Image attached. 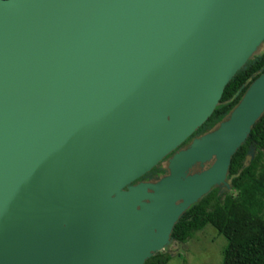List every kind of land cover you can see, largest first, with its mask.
Returning <instances> with one entry per match:
<instances>
[{
	"label": "water",
	"instance_id": "obj_1",
	"mask_svg": "<svg viewBox=\"0 0 264 264\" xmlns=\"http://www.w3.org/2000/svg\"><path fill=\"white\" fill-rule=\"evenodd\" d=\"M263 44L264 0H0V264L162 252L225 185L264 114V72L167 176L132 184L209 120Z\"/></svg>",
	"mask_w": 264,
	"mask_h": 264
},
{
	"label": "trees",
	"instance_id": "obj_2",
	"mask_svg": "<svg viewBox=\"0 0 264 264\" xmlns=\"http://www.w3.org/2000/svg\"><path fill=\"white\" fill-rule=\"evenodd\" d=\"M263 72L264 52L254 55L237 73L213 115L193 136L212 130L228 117ZM251 148L254 158L250 161ZM229 172L235 194L225 199H219L216 191L205 196L179 220L171 238L186 243L196 232L211 225L229 242L223 264H264V114L233 156ZM171 258L172 255L162 251L145 264H168Z\"/></svg>",
	"mask_w": 264,
	"mask_h": 264
},
{
	"label": "rangeland",
	"instance_id": "obj_3",
	"mask_svg": "<svg viewBox=\"0 0 264 264\" xmlns=\"http://www.w3.org/2000/svg\"><path fill=\"white\" fill-rule=\"evenodd\" d=\"M264 52V44L259 53ZM228 240L211 225L198 231L186 243L173 242L164 249L172 255L168 264H223Z\"/></svg>",
	"mask_w": 264,
	"mask_h": 264
},
{
	"label": "flooded vegetation",
	"instance_id": "obj_4",
	"mask_svg": "<svg viewBox=\"0 0 264 264\" xmlns=\"http://www.w3.org/2000/svg\"><path fill=\"white\" fill-rule=\"evenodd\" d=\"M215 128H213L212 130L207 131L204 134H197L196 136H192L189 140H187L184 144H182L180 147H178L173 153H171L169 156H167L162 162H160V164H158L155 167L156 169L161 170V171H154L153 169H155V168H153L152 169V173L150 175H148V177L144 176V177L138 179L137 181H135L132 185H138L140 183H156V182L160 181L164 176H167L169 174L168 162H169V159L171 157H173V155H175L178 152H181V151L185 150L192 143V141L195 138H199V137H201V136L213 131ZM211 164L212 163L206 164L205 168H209L211 166ZM229 171H230V169H229ZM215 191H216V195H217V197L219 199H225V198H228V197H230V196L235 194L236 191L234 190L233 177L230 175V172L227 175V179H226L225 185H222V186L217 187V188H213L210 191V193L215 192ZM186 212L181 216V218L186 214ZM173 242H176V241H173L172 238H171V243L167 247H170V245Z\"/></svg>",
	"mask_w": 264,
	"mask_h": 264
}]
</instances>
